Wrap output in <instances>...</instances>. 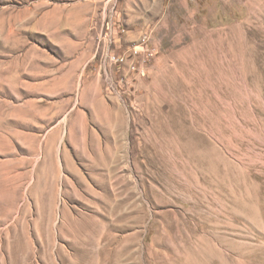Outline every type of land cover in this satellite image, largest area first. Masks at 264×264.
I'll return each mask as SVG.
<instances>
[{
	"label": "rangeland",
	"instance_id": "rangeland-1",
	"mask_svg": "<svg viewBox=\"0 0 264 264\" xmlns=\"http://www.w3.org/2000/svg\"><path fill=\"white\" fill-rule=\"evenodd\" d=\"M0 264H264V0H0Z\"/></svg>",
	"mask_w": 264,
	"mask_h": 264
},
{
	"label": "built area",
	"instance_id": "built-area-1",
	"mask_svg": "<svg viewBox=\"0 0 264 264\" xmlns=\"http://www.w3.org/2000/svg\"><path fill=\"white\" fill-rule=\"evenodd\" d=\"M155 49L150 47V37L146 34L141 38L139 47L129 50L128 53L109 55L110 62L116 66L123 67L128 65V70L132 73H145L155 58Z\"/></svg>",
	"mask_w": 264,
	"mask_h": 264
},
{
	"label": "bare ground",
	"instance_id": "bare-ground-1",
	"mask_svg": "<svg viewBox=\"0 0 264 264\" xmlns=\"http://www.w3.org/2000/svg\"><path fill=\"white\" fill-rule=\"evenodd\" d=\"M113 169V168H112ZM111 172V171H110ZM80 226V225H79ZM71 227V226H70ZM82 228V227H81ZM89 254V253H88Z\"/></svg>",
	"mask_w": 264,
	"mask_h": 264
}]
</instances>
